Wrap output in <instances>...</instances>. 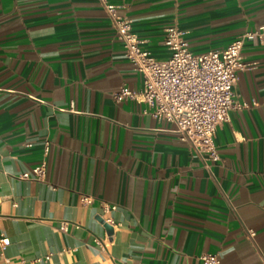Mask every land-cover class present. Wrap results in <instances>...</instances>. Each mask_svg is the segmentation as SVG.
<instances>
[{"label":"crops","instance_id":"1","mask_svg":"<svg viewBox=\"0 0 264 264\" xmlns=\"http://www.w3.org/2000/svg\"><path fill=\"white\" fill-rule=\"evenodd\" d=\"M110 1L157 59L171 26L203 53L264 25V0ZM242 54L247 106L218 126L213 161L144 103L114 99L143 78L99 0H0V264H264V41ZM45 140L46 179L20 178Z\"/></svg>","mask_w":264,"mask_h":264},{"label":"built area","instance_id":"2","mask_svg":"<svg viewBox=\"0 0 264 264\" xmlns=\"http://www.w3.org/2000/svg\"><path fill=\"white\" fill-rule=\"evenodd\" d=\"M123 43L126 57L133 63L135 70L142 75L143 84L140 89L122 86L113 93L117 101L135 100L146 105L144 112L156 119H165L176 126L181 140L190 143L209 159L219 161L215 136L220 124L230 120V111L244 108L236 98L234 87L238 80V72L248 69L251 63L244 60L242 50L247 39L258 38L264 41V25L256 30L246 31L221 50H209L194 53L184 31L176 26L168 27L164 43L171 51L166 59L153 57L144 48L145 40L133 30V20L122 11L121 6L110 0H99ZM31 146L30 142L26 143ZM44 157L42 161L20 174L22 179H46L48 170V154L50 141L43 143ZM81 203L90 205L93 197L81 195ZM116 206L105 205V212ZM104 223L114 227L111 216L103 218ZM69 222L62 221L60 229L67 231ZM250 236L255 232L250 230ZM96 243L101 242L96 239ZM9 244V239L1 234L2 250ZM202 264H221L218 253L205 252L200 256Z\"/></svg>","mask_w":264,"mask_h":264}]
</instances>
